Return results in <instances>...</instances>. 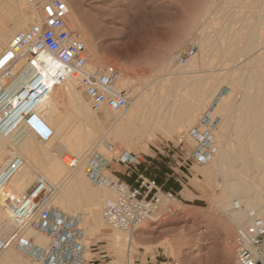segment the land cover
Listing matches in <instances>:
<instances>
[{
    "label": "bare ground",
    "instance_id": "1",
    "mask_svg": "<svg viewBox=\"0 0 264 264\" xmlns=\"http://www.w3.org/2000/svg\"><path fill=\"white\" fill-rule=\"evenodd\" d=\"M63 1L65 2V0ZM231 3L234 4L233 0ZM245 3L247 2L245 1ZM210 6L211 2L205 7L204 16H207V12H210ZM241 8L242 5L237 4V10L235 11H242ZM253 12L255 11L253 10ZM0 13V52L5 47L9 37L15 32L26 28L39 16L35 6L18 0H0ZM2 16L8 17V19L2 20ZM204 16L201 14V17ZM234 16L236 21L240 20L238 17L240 15L234 14ZM257 17H259V14ZM211 18L209 17L208 21H204L205 24L206 22L209 24H206L208 27L204 26L206 30L210 28L208 31L210 30L211 33L215 34L217 25L216 22L213 23L214 21ZM250 18L252 17L250 16ZM259 18L262 20L263 16ZM260 19L257 18L258 21H261ZM251 22H247L245 25H241V23V26L234 30L232 36L235 37V41H231L232 45L237 47L232 46V50L228 48L230 53L237 54V56L239 54L249 55L250 52H256L264 46V39H262L264 31L260 33L261 31L258 29L260 32L256 33L257 27ZM70 26L77 30L86 47L87 63L84 70L86 72L94 71L97 68L95 65L98 63L95 50H92V45H88V40L82 36L78 22L74 20ZM221 27L218 29L219 32L222 31ZM195 37L202 54L211 51H208L211 49H208L209 45H212L209 44L211 42L209 32L202 29ZM211 43H215V41ZM176 44H174L175 47ZM172 49H169L168 55L163 54L166 57L164 56L165 59L163 57L164 60H160L162 61L161 65L158 64L160 67L156 71L159 75L153 77L154 80H158L154 84L152 83L153 85L150 82L151 90L145 89V87L139 89V85L136 88L131 79L119 72L114 87L124 90L132 97L131 104L121 111L105 110L104 120L110 121V125L103 130L100 128L101 118L96 115L95 118L93 117V113L96 114L97 112L90 108L88 102L84 99L85 95L82 96L81 94L83 89H77L78 80L71 76V69L54 56L44 52L40 53L37 58V68L46 77L50 92L36 109L52 129L53 135L49 140L43 141L32 137L30 133L22 128L13 134L14 147L24 158L25 164L10 180L8 188L20 193L27 190L38 175L49 179L57 186L50 199L51 205L54 204L59 207L61 212L72 220L77 218V213H83L84 217L81 214L83 220L79 219V226L82 224L81 226L84 228L83 235L101 234L107 240V244L113 248L114 259L112 262L114 264H124V260L127 261L126 264L129 263L132 250L130 245L133 240L135 241L134 231L144 228L148 222L157 221L158 215L156 213L148 215L128 229L108 227L100 210L104 200L113 196L110 192L112 189L106 185H92L85 174L83 164L67 168L61 162L59 154L70 152L79 157H84L90 151H97L104 155L110 163L118 160H121V162L130 161L133 159V155L140 152L139 149L147 150L142 144L144 140L150 141L151 138L156 137V134H160L165 138H170L173 134L178 136L182 130L195 127L192 126L196 116L193 110L195 107H201V110L204 109L202 106L206 103L208 107L215 104L211 110V116L219 119L216 128L212 130V142L215 150L203 165L198 167L196 172L205 179V182L209 185L208 188H214V192H212L214 211L222 213L224 224L228 230L234 225L246 224L250 210H254L259 217L264 219V51L260 52L261 54L256 52L257 55L254 57L248 58L245 56L247 58L245 62L231 67V69L223 67L220 70L227 69L228 71L225 70L224 74L218 71V74H222L219 77L216 76V73L200 75L210 69L203 68L205 61H202L200 66L195 55L190 57L186 64L179 63L177 60L178 54L174 53ZM212 49L215 48L212 47ZM224 51H226L225 48ZM243 55L241 56L243 57ZM206 56L208 57L207 54ZM175 59L179 64L174 68ZM224 59L221 58L222 63L220 62V65L222 66L226 65L225 63L229 58ZM232 59L236 60V56L233 55ZM214 62L212 61L209 64L212 66ZM104 66L101 65L100 67ZM193 73H197V76ZM58 74L61 76L57 77ZM230 74L235 77L234 81H236L235 85L237 86L235 87L239 97L234 92V85L229 86L230 89L227 92L222 93L220 90L222 83L228 84ZM183 81L184 84L194 82L196 86L195 88L192 87L193 91L190 98L187 97L185 108L182 107L184 109L180 110L178 114H172L168 110L170 106L163 107V104L175 103L168 97V93L173 90L172 86L174 88L178 82L180 84ZM170 94L172 95V93ZM214 100H216L215 103H213ZM260 114L263 117L260 118ZM134 134L135 136H133ZM4 143L0 139V166L6 163L9 154ZM138 143L141 144H139V147ZM119 147H125L126 150L121 149L122 151H119ZM105 172L112 177L115 176L109 169H106ZM212 188L211 190H213ZM235 203L238 204L236 209H234ZM232 208L233 211L227 212ZM15 228L6 202L0 196V238L9 237L15 231ZM19 237L28 245L29 250L16 251L14 247L9 246L0 255V264H41V261L34 258L35 263H33L30 258L33 257L35 251L43 253L50 246L51 238L32 226L20 229ZM223 238L225 249H229L232 255L235 245L232 247L228 244V235ZM176 244V246L173 244L164 245V248L178 260L182 250L178 243ZM21 252L26 255H22ZM174 264H178V262L176 261Z\"/></svg>",
    "mask_w": 264,
    "mask_h": 264
},
{
    "label": "rangeland",
    "instance_id": "2",
    "mask_svg": "<svg viewBox=\"0 0 264 264\" xmlns=\"http://www.w3.org/2000/svg\"><path fill=\"white\" fill-rule=\"evenodd\" d=\"M235 1L237 0H233L234 4H230L232 0H65L69 8L68 23L71 25L74 20L79 23V30L82 33V36L88 40V45H92L93 47V49L89 46L88 48L95 50L94 52L98 59V65L96 64L95 66H113L118 72L122 73L123 76L131 79L136 88L139 85V89L145 87V89L150 90L151 84H154L158 80H154L153 77L159 75H157L158 72L156 69L159 68L162 63L160 60L165 59V55H168L170 52L169 49L173 48L172 51L179 54L181 51L194 46V55L200 66L202 61H205V66L210 62L215 61L212 63V66L209 64V67H203L208 70L214 69V72L209 70L210 72L207 71L200 75L216 73V76L219 77L224 74L225 70H227H220L223 67L231 69V67L245 62V60H247L246 57H254L258 52L262 53L264 51L263 46L256 51L257 53L254 51L250 52L251 54L249 53V55L239 54L237 56V54L230 53L229 49L232 50L233 47H237L236 45H232L231 40H233V42L235 41V37H233L232 34L238 26L245 25L247 22L249 23L252 21L251 24L257 27L256 33H259L260 31V33H262L264 31V1ZM242 1L244 3L246 1L247 3L244 4ZM209 2H211L210 12H207V16H204L205 7ZM237 4L242 5L241 10L243 12L235 11L237 10ZM260 9H263V12ZM202 10L203 12H201ZM253 10L255 12H253ZM201 14H203L204 17H201ZM234 14H237V16L240 15L238 16L240 20L236 21ZM258 14L261 18L263 16L262 20L257 17ZM250 16L252 18H250ZM209 17H213L211 18L214 21L213 23L216 22L217 32L215 34L211 33L210 30L208 31L210 28H207L206 30V27H208L206 24L208 23L206 22L205 24L204 21H208L207 19ZM257 18L261 21H258ZM1 19L7 20L8 17L2 16ZM244 19H246L245 21L247 22L243 21ZM220 27L222 28V31L220 30L219 32L218 29H220ZM202 29L210 33L211 42L215 41V43H209L212 44L208 47V49L211 48L208 50H211V53L206 51L205 54H202V52H200L199 43L197 39H195V36ZM258 29L260 31H258ZM227 32L230 34H228L229 36L227 35ZM224 37L226 39H223ZM262 39H264V37ZM174 44H176V47ZM212 47L215 49H212ZM223 47L228 52H223ZM164 53L165 57L163 56ZM233 55L236 56V60L232 59ZM241 55H243V57ZM201 56L204 58L202 59ZM222 57L226 60L229 58V61L227 60L225 63L226 65L223 66L220 65ZM173 64L175 68L179 63L175 59ZM218 71L222 74H218ZM196 74L197 73H193V75ZM234 80V75L230 74L228 84L225 82L224 84L222 83L220 89L222 93L227 92V90L234 85V92L237 94V86L235 85L236 81ZM230 82L231 84H229ZM195 86L196 84L194 82H188L186 84H184V81L180 82V84L178 82L177 86L175 85L174 88L172 86V89L175 92L172 90L170 92L172 95L168 93V97L175 102V105L163 104V107L166 105V107H168L169 105L170 108H168V110L171 111L172 114H178L180 110L185 108V103L188 98H190V94L193 91L192 87L195 88ZM77 89L80 88L77 87ZM81 94L84 96L83 91ZM238 95L239 94H237V96ZM84 99H86L85 96ZM215 102L216 100L213 101V103ZM206 106L207 103L202 106V108H204L202 110L201 107L194 108L193 111L196 116L194 115L195 124L193 123L192 126H197L199 118L208 107ZM106 111L102 110L96 114L93 113L94 118L95 115L101 118H99L101 120V130L105 128L107 129L110 125V121L104 120L103 114ZM260 115V118L263 117L262 114ZM187 132L188 128L182 130L178 136L177 134H173L170 138H165L160 134H156V137L151 138L150 141L144 140L142 142L144 148L147 150L139 149L140 152L133 155L132 160L127 161L128 166H135L139 171L143 172L145 176L150 178L156 177L159 182L163 181L165 178L166 184L163 185L162 188L165 190L172 189L175 193V199L171 202L172 213H166L164 208L160 207V209L155 212L158 215L157 221L148 222L144 228L135 230L136 232L134 231L135 236L133 235V237H135V241L133 240L130 245L132 248L130 252V261H132H129L128 264H174L176 261L178 264H236V251L233 246V236L237 225H234L228 230L224 224L222 213L220 212V214L214 211L212 196L214 188L211 187L213 190L208 188L209 185L205 182V179L196 172L198 167L203 164L190 162L187 167L188 171L185 172V175H176L172 172L176 161L175 154L178 150H181L182 148L191 150L194 146V142L188 138ZM133 136H135V134ZM139 144L140 143H138V147L141 145ZM121 149L124 150L125 147H119V151H122ZM122 164L121 160L114 163L111 162L108 169L120 180L130 183L134 176L133 174L127 175V172L123 171ZM106 174L110 176V174ZM127 178H131V180L128 181ZM167 184L170 185L169 188L166 186ZM92 185L96 186L94 183H92ZM110 192L113 194V191L110 190ZM53 206L61 211L56 205L53 204ZM102 207L100 212L102 211ZM231 211H233V208L229 209L227 212ZM81 214L82 217H84V214L79 212L76 215L78 220H83ZM81 225L82 224H80V227L83 229V232L84 228ZM227 235L229 237L228 244L234 247V253L232 251V255L230 254L229 249H225L224 247L223 237ZM83 242V246L86 248V253L89 251L86 254V257L90 259L89 261L91 264H114L112 262L114 259L112 253L113 248L111 245L107 244V240H105L101 234H85L80 240L81 244ZM176 243H178L182 250L181 256L178 260L171 256L164 248L168 244L175 245ZM16 251L18 250L16 249ZM21 254L26 255L22 252ZM33 258L34 257L30 259L35 263ZM126 262L127 261L124 260V264H126Z\"/></svg>",
    "mask_w": 264,
    "mask_h": 264
},
{
    "label": "built area",
    "instance_id": "3",
    "mask_svg": "<svg viewBox=\"0 0 264 264\" xmlns=\"http://www.w3.org/2000/svg\"><path fill=\"white\" fill-rule=\"evenodd\" d=\"M35 6L37 20L23 30L15 32L0 52V139L8 150V159L0 166V196L6 202L16 226L9 237L0 238V255L9 246L17 250H29L19 237L20 229L32 226L51 238L50 246L43 253L33 252L42 264H91L79 220L51 205L50 199L57 186L38 175L25 191L16 193L8 188L10 180L25 164L13 143V134L24 129L33 137L47 141L52 135L48 123L37 111V106L48 96L50 86L44 74L37 68L40 53H48L71 69V76L78 80L90 108L121 111L131 104V97L114 87L118 70L113 66L97 67L86 72V47L77 30L67 21L69 8L63 0H18ZM194 46L178 54V62L184 64L194 55ZM61 75H57L60 77ZM211 104L199 118L197 126L187 132L194 142L191 150L181 149L175 154L173 174L185 175L189 163L203 164L214 152L212 130L218 117H212ZM201 126V127H199ZM67 168L84 165L86 176L96 185H106L113 196L104 200L102 217L113 229H128L148 215L163 207L172 213L171 202L175 199L172 189L165 190L154 178L145 176L135 166L123 161L127 175L133 174L132 182L106 174L110 162L97 151L79 157L70 152L59 154ZM234 208H238L235 203ZM236 264H264V219L254 210L248 212V222L237 226L234 232Z\"/></svg>",
    "mask_w": 264,
    "mask_h": 264
},
{
    "label": "crops",
    "instance_id": "4",
    "mask_svg": "<svg viewBox=\"0 0 264 264\" xmlns=\"http://www.w3.org/2000/svg\"><path fill=\"white\" fill-rule=\"evenodd\" d=\"M164 174H165V173H164ZM154 179H155V180H156V182H157L158 184H160L161 186H163V185H165V184H166V182H165V178H164V180H163V181H161V182H159V181H158V179H157L156 177H155ZM127 180H128V181H130V180H131V178H127ZM169 182H170V181H169ZM169 184H170V183H169ZM166 186H167L168 188L170 187V185H168V184H167Z\"/></svg>",
    "mask_w": 264,
    "mask_h": 264
}]
</instances>
